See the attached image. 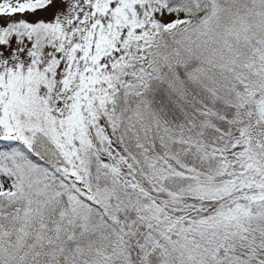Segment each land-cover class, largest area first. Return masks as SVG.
Masks as SVG:
<instances>
[{
  "label": "snow or ice",
  "instance_id": "6c2138e0",
  "mask_svg": "<svg viewBox=\"0 0 264 264\" xmlns=\"http://www.w3.org/2000/svg\"><path fill=\"white\" fill-rule=\"evenodd\" d=\"M0 264H264V0H0Z\"/></svg>",
  "mask_w": 264,
  "mask_h": 264
}]
</instances>
